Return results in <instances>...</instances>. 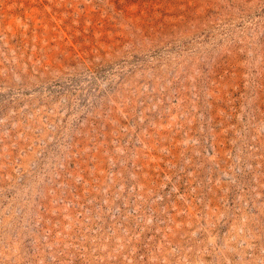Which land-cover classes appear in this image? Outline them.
Returning a JSON list of instances; mask_svg holds the SVG:
<instances>
[{
  "label": "rangeland",
  "instance_id": "rangeland-1",
  "mask_svg": "<svg viewBox=\"0 0 264 264\" xmlns=\"http://www.w3.org/2000/svg\"><path fill=\"white\" fill-rule=\"evenodd\" d=\"M0 264H264V0H0Z\"/></svg>",
  "mask_w": 264,
  "mask_h": 264
}]
</instances>
